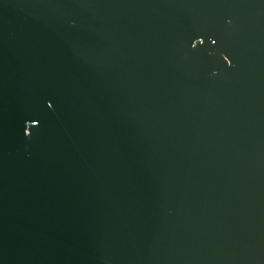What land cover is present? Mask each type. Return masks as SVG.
Listing matches in <instances>:
<instances>
[{"label": "water", "instance_id": "1", "mask_svg": "<svg viewBox=\"0 0 264 264\" xmlns=\"http://www.w3.org/2000/svg\"><path fill=\"white\" fill-rule=\"evenodd\" d=\"M0 264H264V0H0Z\"/></svg>", "mask_w": 264, "mask_h": 264}]
</instances>
